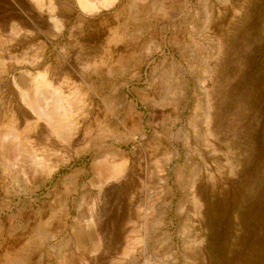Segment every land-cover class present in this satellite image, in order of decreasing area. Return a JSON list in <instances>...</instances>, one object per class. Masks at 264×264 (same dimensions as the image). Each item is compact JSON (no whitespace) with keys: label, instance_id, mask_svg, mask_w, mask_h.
I'll list each match as a JSON object with an SVG mask.
<instances>
[{"label":"rangeland","instance_id":"374dc122","mask_svg":"<svg viewBox=\"0 0 264 264\" xmlns=\"http://www.w3.org/2000/svg\"><path fill=\"white\" fill-rule=\"evenodd\" d=\"M0 264H264V0H0Z\"/></svg>","mask_w":264,"mask_h":264}]
</instances>
